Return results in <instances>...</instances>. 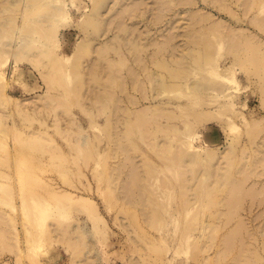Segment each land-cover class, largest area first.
Instances as JSON below:
<instances>
[{
  "label": "rangeland",
  "instance_id": "374dc122",
  "mask_svg": "<svg viewBox=\"0 0 264 264\" xmlns=\"http://www.w3.org/2000/svg\"><path fill=\"white\" fill-rule=\"evenodd\" d=\"M61 1L68 91L0 46V264H264V0Z\"/></svg>",
  "mask_w": 264,
  "mask_h": 264
},
{
  "label": "bare ground",
  "instance_id": "6f19581e",
  "mask_svg": "<svg viewBox=\"0 0 264 264\" xmlns=\"http://www.w3.org/2000/svg\"><path fill=\"white\" fill-rule=\"evenodd\" d=\"M40 1H48V0H40ZM53 1L55 2V3H51V5H53V8L50 13H47L45 11V7L47 6H43V4L34 5L33 4L34 1L30 0L29 3L26 5L28 6V8L23 13V19L22 21H20L19 24L16 23L14 19H11L9 21L6 20L7 24L5 23V24L0 25V46L4 43L6 39H8L6 46L8 50L12 51V55H13L12 62L14 64L27 63L33 69L35 68L39 69L40 74H41V79L46 84L47 93L52 89L54 84H57L58 86L63 87L66 91H68L67 75L64 74L65 72L64 69H65V66L67 65L66 61L72 59L70 62L73 63L74 60L78 58L76 56H78V49H79L77 48L74 51V53L72 54V57L69 56V57L63 58L55 54L56 48H59V45H60L59 35H58L59 34L58 23L66 19L67 11L64 8L63 1L61 0H53ZM212 1L218 2L219 0H212ZM219 9H223L222 6L219 7ZM79 25H82V24H79ZM33 48H35L36 53L34 55H30L29 52L30 50H34ZM79 50L82 51L81 48ZM52 55H53V58L49 60L48 64L45 63V65L49 69L47 72H44V70L41 69L43 66L42 58L50 57ZM2 60H3V57H0V65L6 62V61L2 62ZM5 89H6V78H5L4 73H0V98L1 99L3 98V96L7 95V93H4ZM48 101L51 103L56 102L52 98H48ZM208 116H203L204 117L203 120H210V118H212L210 117L211 115L209 117ZM196 155L197 154H193V155L191 154V157L196 158ZM205 155L208 158L211 156V154L209 153ZM188 157H189L188 159H190L191 161L192 158L190 156ZM58 195L59 194H57V192L53 191V194L51 196L54 198L59 197L60 199L58 198L59 200L58 199L56 200L58 202H61L62 197ZM67 196L70 197V195H66V197ZM66 197L65 199L68 198ZM82 206L83 207L84 206L93 207V209L95 208L94 204L91 205V201H88V199L83 200Z\"/></svg>",
  "mask_w": 264,
  "mask_h": 264
},
{
  "label": "crops",
  "instance_id": "0c3cea01",
  "mask_svg": "<svg viewBox=\"0 0 264 264\" xmlns=\"http://www.w3.org/2000/svg\"><path fill=\"white\" fill-rule=\"evenodd\" d=\"M14 64V63H13ZM15 66L19 67L20 64H14ZM5 75V74H4ZM6 78V77H5ZM6 85H7V79H6Z\"/></svg>",
  "mask_w": 264,
  "mask_h": 264
}]
</instances>
